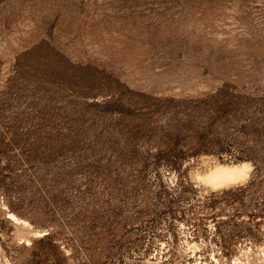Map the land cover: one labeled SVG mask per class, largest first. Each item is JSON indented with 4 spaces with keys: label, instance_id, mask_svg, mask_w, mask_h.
Instances as JSON below:
<instances>
[{
    "label": "rangeland",
    "instance_id": "1",
    "mask_svg": "<svg viewBox=\"0 0 264 264\" xmlns=\"http://www.w3.org/2000/svg\"><path fill=\"white\" fill-rule=\"evenodd\" d=\"M0 264H264V0H0Z\"/></svg>",
    "mask_w": 264,
    "mask_h": 264
},
{
    "label": "bare ground",
    "instance_id": "2",
    "mask_svg": "<svg viewBox=\"0 0 264 264\" xmlns=\"http://www.w3.org/2000/svg\"><path fill=\"white\" fill-rule=\"evenodd\" d=\"M239 170H240V168H239ZM237 173H238V169L234 170V169L219 168L217 177H223V176L232 177V176L237 175Z\"/></svg>",
    "mask_w": 264,
    "mask_h": 264
}]
</instances>
